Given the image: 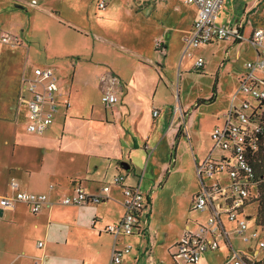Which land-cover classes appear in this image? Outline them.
<instances>
[{"label":"crops","instance_id":"crops-1","mask_svg":"<svg viewBox=\"0 0 264 264\" xmlns=\"http://www.w3.org/2000/svg\"><path fill=\"white\" fill-rule=\"evenodd\" d=\"M9 1L61 22L56 14L62 12L60 9L56 13L43 9L36 0ZM33 1L36 5L31 6L29 2ZM96 1L100 12L97 20L102 30L81 33L90 44L80 50L59 48L61 52H51L52 62L37 66L51 67L58 76L63 98L54 124L41 136L26 131L27 106L21 101V95L24 80L33 76L34 69L24 72L19 79L17 106L7 104L14 119H0V198L12 196L14 192L10 185L17 182L20 191L47 194L51 201L37 216L24 204L18 203L12 210L0 206V264H113V250L123 251L127 245L132 251L123 256L121 264H168V261H174L172 254L186 230H195L197 224L205 220V215L192 210L194 198L200 190L198 181L199 189L185 196L188 203L183 205L182 201L180 209L185 208V215L176 225L170 220L163 223L157 218L154 220L151 195L146 211V236L122 235L115 239L112 234L104 232L107 226L116 224L125 215L124 186L139 185L143 176V189L147 174L155 175L160 164L164 170H168V165H176L174 146L178 151L182 139L189 138L191 113L198 111L202 101L196 107L185 109L179 100L167 99L168 94L170 97L175 95L176 89L171 82L167 61L170 45L164 35L152 38L150 50L144 49L142 31L134 20L135 24L131 21L126 25L123 23L125 27L115 35L110 31L113 24L120 21L118 16L121 13L114 0H107L104 11L98 7L99 0ZM136 1L129 3V9L134 10L140 5ZM196 18L198 10L190 33ZM31 29L28 38L32 36ZM173 31L174 28L169 29L167 37ZM5 32L17 35L10 30ZM19 38V44L11 48H24L29 52L24 38ZM158 41L162 44L160 48L157 47ZM243 44H233L231 50L237 45L245 47ZM185 49L184 42L182 58L195 57L192 50L195 48L190 49L192 56H187ZM251 49L252 58L247 62L256 58V50ZM240 55L237 51L238 58ZM28 63L32 64L29 60ZM206 65L205 61L204 68ZM244 72H240L239 82ZM110 76H116L120 86L111 87L118 102L107 108L102 103V96L110 88L107 84ZM65 100L69 101L70 107L63 104ZM177 101L186 117L184 120L179 118L171 127L172 111ZM155 112H158L157 116ZM224 113L217 118L215 127L222 124ZM3 129L5 133H2ZM190 149L189 169L192 168L193 174L196 163L206 158L211 146L206 150L197 146V152L192 145ZM123 163H127L130 170H125ZM119 175L125 177V182L118 186L114 180ZM162 183L159 186L162 187ZM105 186H110V191L104 203L99 205L66 207L58 203L60 198L72 196L77 187L89 195H96ZM156 188L157 184L150 187L148 184L145 193L149 189L153 194ZM231 240L237 251L243 254L252 251L251 246L242 244L235 235ZM39 243H43V247H39ZM227 254L228 249L222 247L205 254L199 264H224Z\"/></svg>","mask_w":264,"mask_h":264},{"label":"built area","instance_id":"built-area-1","mask_svg":"<svg viewBox=\"0 0 264 264\" xmlns=\"http://www.w3.org/2000/svg\"><path fill=\"white\" fill-rule=\"evenodd\" d=\"M227 0H184L186 5H194L198 10L191 33L185 40V54L192 56L190 49H199L217 42L248 43L256 50V58L246 64L245 72L239 82V90L232 98L229 108L223 114L222 124L211 133L210 153L201 162L196 163L197 178L200 185L194 198L192 210L205 215L204 222L197 224L195 230L187 229L177 245L172 258L176 263L199 264L202 257L214 253L222 247L228 249L224 264H264V229H251L253 214L247 210L257 205L261 188L264 186V164L261 155L264 148V28L253 27L251 35L245 36V16H235L219 23L220 12ZM36 2H31V6ZM100 10H106L107 0H99ZM0 44L12 48L19 44L18 37L9 33H0ZM162 46L157 42V47ZM205 60L198 58L195 70H203ZM58 76L51 67L35 68L33 76L24 80L21 101L27 106L26 131L29 134L44 135L54 124L58 108L61 105L62 92ZM106 81L104 80V83ZM109 90L103 94L102 103L107 107L117 104L112 86H120L116 76H110ZM70 107L68 100L63 103ZM179 105L172 111L171 127L186 114ZM158 112L154 115L157 116ZM170 127V128H171ZM135 187L124 186L123 206L125 215L116 224L106 227L104 232L119 236L144 235L147 229V206L152 191L145 193L141 182ZM125 177L115 178V185H122ZM19 184L10 185L12 196L0 198L4 210H12L19 204L26 205L35 216L49 205L47 194H35L20 191ZM110 186L101 189L100 194L89 195L77 187L72 196H64L58 203L69 206H87L101 204L107 198ZM3 210V209H2ZM252 251L243 254L234 247L232 236ZM43 247V243H39ZM132 247L127 245L123 251L113 250V264H121L125 254ZM151 264H153L151 262Z\"/></svg>","mask_w":264,"mask_h":264},{"label":"rangeland","instance_id":"rangeland-1","mask_svg":"<svg viewBox=\"0 0 264 264\" xmlns=\"http://www.w3.org/2000/svg\"><path fill=\"white\" fill-rule=\"evenodd\" d=\"M36 1L43 9H49L55 13L60 9L62 12L56 14L61 22H56V20L41 15L34 9L19 5L17 2L10 4L9 0H0L3 7L0 6V33L5 30L16 33L18 38H24L23 41L29 49V52L24 48L14 50L8 45L0 44V119H14L13 113L7 110V104L17 106L19 79L24 72L52 62L54 58L51 52H61L59 48L69 50L75 47L80 50L83 46L89 45L90 42L84 38L85 36H81V33L86 30L89 33L102 30L99 26L100 22L97 20L100 15L95 5L97 1ZM131 1L134 0H114L121 15L118 16L120 21L113 24L114 27L110 32L116 35L121 32V28L125 27L128 21L133 22L132 20H134L142 31L144 49L149 50L152 47V38L164 35L170 45L167 61L170 63L171 82H174L176 89L175 95L170 97L168 94L167 99L179 100L180 105L185 109H190L194 105L196 107L202 101L198 111L191 113L188 127L189 138H183L181 141L186 146L181 143L178 151L174 146V153H177L176 165L171 164L170 167L168 165V170H164L163 164H160L155 175L147 174L142 189L145 191L148 184L149 187L157 184V188L152 194L154 220L157 218L162 223L170 220L176 225L185 215V208L180 209L182 201L183 205L188 203L185 196H190L199 189L197 172L195 170L192 174V168L189 169L192 158L190 145L196 152L197 146L206 150L212 145V130L217 118L227 111L232 98L239 90L238 77L240 72H244L247 61L252 58V49L245 42L243 44L245 47L240 48L237 45L231 50V45L234 43L224 41L192 49L194 58H182L184 42L190 34V26L197 14L196 8L192 5H185L184 0H137L136 4L140 2V5L133 10L129 9ZM51 6H56V9ZM233 16L237 18L245 16L243 20L247 25L245 36L248 37L251 35L253 27L264 28V0H227L220 12L219 23H223ZM123 18L124 20L121 21ZM171 28H174V33L167 37L166 33ZM30 29L32 36L28 38ZM27 38L29 40L26 41ZM91 42H93L92 38ZM237 51H240L241 54L239 58ZM198 57H202L207 62L204 70H195L192 66ZM28 60L32 62L31 65H27ZM212 98L214 101L210 102ZM179 102L175 103L179 105ZM5 132L6 130L3 129L2 133ZM165 163L168 164V161L166 160ZM160 175L162 178L159 177ZM161 181L163 182L162 187L159 186ZM149 192L148 189L146 193ZM256 208L257 205H252L247 210L254 215L249 223L253 229L256 228L254 225ZM168 264H174V261H168ZM177 264L187 263L182 261Z\"/></svg>","mask_w":264,"mask_h":264},{"label":"trees","instance_id":"trees-1","mask_svg":"<svg viewBox=\"0 0 264 264\" xmlns=\"http://www.w3.org/2000/svg\"><path fill=\"white\" fill-rule=\"evenodd\" d=\"M214 101V98L210 102ZM200 104V102L198 103ZM262 163L264 164V148L261 155ZM259 207V208H258ZM255 227L257 229H264V186L261 188L258 199H257V208H256V217H255Z\"/></svg>","mask_w":264,"mask_h":264},{"label":"water","instance_id":"water-1","mask_svg":"<svg viewBox=\"0 0 264 264\" xmlns=\"http://www.w3.org/2000/svg\"><path fill=\"white\" fill-rule=\"evenodd\" d=\"M122 165H123V168H124L125 170H130V166H129L127 163H123ZM2 211H3V210H1V215H2Z\"/></svg>","mask_w":264,"mask_h":264}]
</instances>
